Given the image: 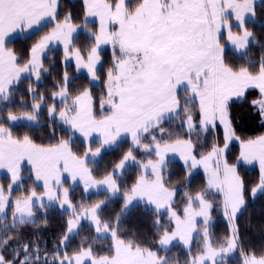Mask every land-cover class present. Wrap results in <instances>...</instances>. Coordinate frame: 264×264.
<instances>
[{"label": "snow or ice", "instance_id": "6c2138e0", "mask_svg": "<svg viewBox=\"0 0 264 264\" xmlns=\"http://www.w3.org/2000/svg\"><path fill=\"white\" fill-rule=\"evenodd\" d=\"M81 11L83 25L74 23L73 12L62 11L61 0H0V170H6L10 181L0 184V264H179L178 258L160 254L168 253L174 242L187 249L184 264H229L236 252L240 264H264V245L259 252L246 250L251 246L245 245L237 224L248 192L237 163H258V182L250 191L253 197L264 194V135L241 140L232 115L234 105L247 104L264 121V52L247 59L250 45L264 48V33L258 39L247 26L264 29V9L258 15L257 0H82ZM89 18L98 20V29L88 28ZM49 24L51 29L26 55L9 47L18 35L30 38ZM81 29L91 41L86 48L75 45ZM56 45L63 46L62 76L54 83L55 91L40 92L36 85L56 67L48 56ZM103 45L112 47L106 68ZM236 56L246 63L230 58ZM72 61L77 73L87 71L90 85L102 81L99 97L91 87L72 90L74 78L67 70ZM25 80L30 82L21 93ZM25 95L31 97L30 104ZM15 103L31 111L17 114L11 108ZM24 121L33 131L45 130L41 142L30 132L13 131L12 126H23ZM218 126L223 129L222 146L217 139L202 151L207 145L199 138L194 141L193 133L199 129V135H207ZM58 129L79 133L88 145L83 153L74 150L72 136H58ZM123 136L131 137V146L97 179L89 163L102 158L104 149L118 147ZM93 138L99 144L95 149ZM233 139L240 141L237 163L226 157ZM137 150L146 158L137 159ZM170 153L183 161L185 184L198 168L206 177L201 190L183 192L179 208L177 188L164 174ZM25 162L35 186L14 197L15 190L24 188ZM132 165L141 174L124 186L119 178ZM69 180L82 185L84 194L103 192L105 198L88 205L74 203V189L64 186ZM39 186L43 192H37ZM117 196L123 200L120 211L104 217L106 205ZM136 200L153 206L151 240L142 241L138 233L122 228ZM54 207L69 218L52 251L40 247L39 236L23 241L19 233L24 226L36 225L38 215L46 226ZM214 209L222 211L229 226L219 242L210 231ZM85 227L95 235L82 236L69 252ZM100 240L108 241L104 254L97 251ZM194 240L196 255L191 254Z\"/></svg>", "mask_w": 264, "mask_h": 264}, {"label": "trees", "instance_id": "16d2710c", "mask_svg": "<svg viewBox=\"0 0 264 264\" xmlns=\"http://www.w3.org/2000/svg\"><path fill=\"white\" fill-rule=\"evenodd\" d=\"M62 11L63 12H73L74 13V23H82L83 16H82V2L80 0H61ZM261 9H264V4L258 3L257 4V12L258 15L261 12ZM264 18V17H262ZM251 30L257 33L258 39L261 33H264V29L259 28L254 23H249L247 25ZM40 31L35 35H31L19 38L16 37L10 44L9 47L15 48L20 55H26L27 49L31 47V45L36 41ZM89 42V43H88ZM91 41L85 35L79 36L78 39L75 41V44L78 47L86 48ZM261 44L264 45V40H261ZM264 52V48L250 45L249 53L247 59H258L260 54ZM111 46L103 48L101 51V57L104 61V67L106 68L109 66L108 62L111 60ZM232 59H236L237 63H246V60L239 59L238 56L230 57ZM56 67L54 69H50L51 75H46L45 78L48 79L52 77L54 80H59L63 68L62 65L58 60H55ZM49 66V65H48ZM68 72L74 78L72 87L73 90L78 88L86 87L89 84V80L84 74H76L73 66L71 65L68 67ZM76 74V75H75ZM48 81H51L48 80ZM45 87V86H44ZM48 89H51L53 85L47 84ZM252 97H249L251 99ZM233 115V125L239 135L240 138H248L255 136L259 133L264 132V121L258 116L256 109L250 108L247 104L239 105L236 104L233 106L232 109ZM46 121V120H45ZM45 121L42 122L45 123ZM34 127H27L26 132L32 133L35 137H37V142H41L39 139L41 133L45 132L44 129H39L33 131ZM70 132H61L59 129L57 130L58 136H66ZM48 137L45 135L43 142H47ZM126 149L123 145V141L119 143L118 147L112 148L108 151H105L102 154V158H100L96 163L99 168H96L95 175H100L105 171L102 170L105 163L109 166L110 163L117 161L120 157L122 152ZM238 151V146L234 144L230 150L229 160L231 162L234 161L236 154ZM240 169V173H244V179L246 183L247 189L250 187V181L247 180L246 174L248 173H255L256 169H252L250 171H242ZM128 174L134 173V170H126ZM185 171L181 166H178L175 172L169 173L166 177H168L171 181L170 185L177 186V200H182L181 197L182 192L186 190L196 191L199 188L204 186L203 177L200 175H195L193 179H190V182L185 184ZM180 186V187H179ZM105 198V193L101 192L99 195H90L87 197V202L94 203L99 199ZM246 199V208L242 210L238 214L237 224L239 225L240 232L242 239L245 245H250L251 248H247L246 250H256L257 252L260 251L262 245H264V194L258 193L253 199L249 198L248 192L245 196ZM122 203V199L120 197H114L111 202H109L103 212L104 217H111L114 216L116 213L119 212V206ZM215 210L212 211V215L215 214ZM156 218L155 212L152 211V208L147 207L142 204H135L131 206L126 213L122 228L131 232L138 233V239L144 240L148 238L151 240L154 237L155 229L153 228V220ZM37 224L36 225H26L24 226L22 232L19 235L22 236L23 241H28L34 239L36 236H39L42 243L40 247L42 249L47 248L49 252L52 251L54 243H56L58 236L62 232V225L64 223V214H60L54 209H50L48 212V223L44 225V217L42 215H38L37 217ZM216 230L215 227H213ZM18 233L9 232L8 235H17ZM95 235L94 232H90V230L85 227V229L81 232V235L76 237L72 247L68 249L69 252L72 251L79 244V240L82 236L87 235ZM131 238V237H130ZM100 247L97 248V251L104 254L106 251V245L108 243L107 240H100L98 241ZM161 255H169L171 257H176L179 260V264H184L185 260L188 258L187 250L183 249L180 246L172 245L170 246V251L168 253L161 252ZM182 261V262H181Z\"/></svg>", "mask_w": 264, "mask_h": 264}, {"label": "rangeland", "instance_id": "374dc122", "mask_svg": "<svg viewBox=\"0 0 264 264\" xmlns=\"http://www.w3.org/2000/svg\"><path fill=\"white\" fill-rule=\"evenodd\" d=\"M69 1H73V0H69ZM80 1L82 2V0H80ZM258 3H260V0H257V4ZM83 23H84V20L82 21V23H78V24L79 25H83ZM51 27H52V25L49 24L46 28L40 30V33H39V35H38V37H37L36 40H38L39 37L41 35H43L45 32L49 31L51 29ZM98 27H99L98 20L96 18H89L88 28L89 29H92V30H96V29H98ZM233 31H239V29L234 27L233 28ZM83 35L84 36L85 35L87 36L86 32L83 29H81L79 36H83ZM27 36H28V34H20L17 37L24 38V37H27ZM221 43H226V40H222ZM109 46H111V45H103L102 46V49L103 48H106V47H109ZM111 53H112V47H111ZM48 56L51 57L52 60H54V61L55 60H58L60 62V64L62 65V68L64 70V64H63V46L62 45H56L53 48V50L48 53ZM21 63H23V61H21ZM48 65H49L48 60H45V67H48ZM71 65L73 66V68L75 70V61H72L71 62ZM75 72H76V70H75ZM76 74H84L88 78L87 71L86 70H81L79 73L76 72ZM69 75L71 76V74H69ZM50 79H51V81H48ZM88 80H89V78H88ZM55 81H57V80H54L52 77H49L48 79H46L44 77L42 83H40L39 85H36V87H38V90L40 92L51 93L52 91H55L56 90V88L54 87ZM29 82L30 81L25 80L19 86L20 87V90H21V93L24 91V89H26L27 84ZM47 84L53 85V87L51 89H48ZM86 87H91L92 88V91H93L94 96L99 97L103 93V83H102V81L101 82H97L94 85L88 84ZM72 90H73V87H72ZM24 98H25V101L27 103L30 104L32 102L30 96L25 95ZM15 99L17 101L19 100V93L17 94V96L15 97ZM52 102L53 101L51 100V98H49L47 100V103L48 104H51ZM11 108H12V111L13 112H16L17 114H19L21 112H25V111H31V108L30 107L29 108H22L19 103H15V104L11 105ZM97 109H99V104L98 103H97ZM45 120H46V109L43 110V112H42V114L40 116V122L42 123ZM28 124H29V122L24 121V122H22V125L23 126H12V125H10V126L13 127V131L15 133L22 134V133L26 132V128L27 127H30V126H28ZM31 127H34V126H31ZM233 128H234V125H233ZM177 131H180L181 132V135L182 136H185V132L183 130L177 129ZM235 132H236V130H235ZM236 135H237V132H236ZM259 135H264V132L259 133V134L255 135V136H252V137H248V138H244V139L240 138V139L241 140L252 139V138H255L256 136H259ZM69 136H72V138H73L74 150L75 151H78V152H80L82 154L83 151H84V149L88 146L87 143L84 141V138L79 133L73 134L72 132L68 133V135L64 136V138L67 139ZM237 136H239V135H237ZM192 138H193L194 141L197 140V138H199L202 143L206 144L207 147L202 148L201 150L202 151H207L208 148H210L211 144L214 143V142H216L217 139H219L221 141V146H222L223 129H222L221 126H218L214 130L213 133H210V134H207V135H199V129H197L196 132L193 133V137ZM122 141H123V145L126 147V149L122 152V154H123L131 146V137L130 136H123L121 138V141L120 142H122ZM145 142H147V141H145ZM234 144H236L238 146V151H237V154H236V157H235L234 161L231 162L229 160V154H230V150H231V148H232V146ZM91 147L93 149L99 147V144L98 143H95L94 138H93V141L91 142ZM113 148H115V147H113ZM110 149H112V148H106V149H104L103 152H102V154L105 151H108ZM239 153H240V141L233 139L232 141L229 142V148H228V150L226 152V157H227V159L229 160L230 163H237V159L236 158L239 156ZM135 154L137 155V159H144V158H146L145 157V154L143 152L139 151V150H137V152ZM151 158L152 159H155L156 157L155 156H152ZM99 159L100 158H97V161ZM167 159H168L169 163H168V167L164 171L165 176H167L171 172H175V170H176V168L178 166H181L184 169V167H183V161L180 160V157H179L178 154H171L170 153L168 155ZM117 161H115V162H117ZM96 166H97V163H92V162L89 163V167H91V168H95ZM96 168H99V166L96 167ZM237 168H238L239 173H240V169H243L242 171H250L252 169H256L255 170V173H248V174H246L247 180H249L251 182L250 183V187L248 189V195H249V198L250 199H253L254 197L251 195V191L250 190L258 182V177H259V165H258V163L248 164V163H245L243 161H240L239 163H237ZM105 169L110 170V167L107 165V163H105L104 167L102 168V170H104V171H105ZM127 169L128 170H134V173L128 174L127 173L128 171H125V173L123 174V176L119 178L120 182L124 186H130L132 183L135 182V180L137 179V177L141 174V169H139L135 165H132V166H130ZM22 172H23V175L26 177V179L24 181V188L23 189H17V190H15L14 197L20 196L22 194H25V190L26 189H31L32 187L35 186V185H33L32 180L28 178L30 176V166L26 162H25V164H24V166L22 168ZM103 175H104V173H102L100 175H95V176H96L97 179H100V178L103 177ZM195 175H197V176L200 175L201 177H203L204 184H205L206 177L204 175V171H203V168L202 167L194 170V173H193V175H192V177L190 179H193V177ZM240 175L244 178V173L241 172ZM9 182L10 181L8 179V174L6 173V170H0V184H3L5 186H7V184ZM70 185H71V181L70 180L69 181H66V183L64 184L65 187H69ZM71 186L74 189V191L72 192L73 202L74 203L83 202L85 205H88L89 203L86 200L87 197L90 196V195H96L94 192L91 193V194H84L83 191H82V185H71ZM170 186L177 188V186H175V185H170ZM202 188H199L198 190H201ZM36 190H37L38 193L39 192H43V187L42 186L36 187ZM198 190H196V191H198ZM183 192H182V195H181L182 198H183ZM117 197H119V196H117ZM210 198H212V197H210ZM214 199L218 203L219 200H220V197L219 196H216V197H214ZM99 200H102V199H99ZM183 203H184V199L179 200L178 202H176V206L178 208L179 207H182L183 206ZM122 204H123V200H122L121 205L119 206V211H120V208H121ZM135 204H142V205H145V206L150 207V208L153 207V206L146 205L145 202L144 201H141V200L134 201L131 206H133ZM53 209L55 211H57L58 213H60V214H64V220H66L67 218H69L67 212H63L58 207H54ZM214 210L216 212H215V214L212 215V217H213V223H212V226H211L210 231L214 234V237L216 238L217 242H219V240H222L224 237H226L228 235L229 226H228V222H227L226 218L224 217L222 211H220L218 209H214ZM8 215H9V220H10V218H11V209L8 210ZM213 227H215L216 230H214ZM173 245H177V246H180L183 249H185L182 245H180L177 242H174ZM185 250H187V249H185ZM197 251H198V244H197V241L194 240L193 245H192V253L191 254L192 255H196L197 254ZM240 262H241L240 253L239 252H236L230 258L229 264H240Z\"/></svg>", "mask_w": 264, "mask_h": 264}]
</instances>
